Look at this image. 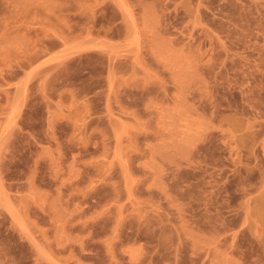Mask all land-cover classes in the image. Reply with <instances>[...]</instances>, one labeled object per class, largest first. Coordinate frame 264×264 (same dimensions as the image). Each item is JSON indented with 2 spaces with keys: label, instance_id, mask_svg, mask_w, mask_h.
Segmentation results:
<instances>
[{
  "label": "rangeland",
  "instance_id": "rangeland-1",
  "mask_svg": "<svg viewBox=\"0 0 264 264\" xmlns=\"http://www.w3.org/2000/svg\"><path fill=\"white\" fill-rule=\"evenodd\" d=\"M0 264H264V0H0Z\"/></svg>",
  "mask_w": 264,
  "mask_h": 264
}]
</instances>
